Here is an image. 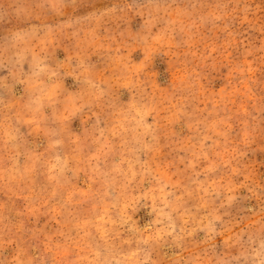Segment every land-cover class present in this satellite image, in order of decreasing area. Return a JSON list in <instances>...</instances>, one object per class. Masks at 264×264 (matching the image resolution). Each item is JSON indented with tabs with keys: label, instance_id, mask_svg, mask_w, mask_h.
<instances>
[{
	"label": "rangeland",
	"instance_id": "rangeland-1",
	"mask_svg": "<svg viewBox=\"0 0 264 264\" xmlns=\"http://www.w3.org/2000/svg\"><path fill=\"white\" fill-rule=\"evenodd\" d=\"M0 264H264V0H0Z\"/></svg>",
	"mask_w": 264,
	"mask_h": 264
}]
</instances>
